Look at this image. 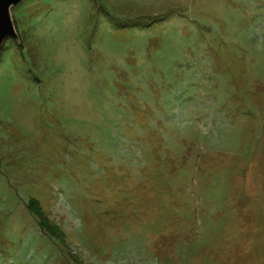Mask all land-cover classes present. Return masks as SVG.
Returning a JSON list of instances; mask_svg holds the SVG:
<instances>
[{"label": "rangeland", "instance_id": "1", "mask_svg": "<svg viewBox=\"0 0 264 264\" xmlns=\"http://www.w3.org/2000/svg\"><path fill=\"white\" fill-rule=\"evenodd\" d=\"M11 14L0 264H264V0Z\"/></svg>", "mask_w": 264, "mask_h": 264}, {"label": "water", "instance_id": "2", "mask_svg": "<svg viewBox=\"0 0 264 264\" xmlns=\"http://www.w3.org/2000/svg\"><path fill=\"white\" fill-rule=\"evenodd\" d=\"M20 0H0V47L6 37L17 39L11 8Z\"/></svg>", "mask_w": 264, "mask_h": 264}, {"label": "trees", "instance_id": "3", "mask_svg": "<svg viewBox=\"0 0 264 264\" xmlns=\"http://www.w3.org/2000/svg\"><path fill=\"white\" fill-rule=\"evenodd\" d=\"M37 204H38L37 202H35V201H34V202L31 201V202L29 203V205H28V208H27V209L29 210V212H30L32 215H34V211H33V209H32L34 205H36V209L38 210L39 214L41 215V213H42L40 207H39V206H38L39 208L37 207ZM39 210H40V211H39ZM34 216H36V215H34ZM36 218H37V216L35 217V219H36ZM41 227L44 229V226L42 225V223H41Z\"/></svg>", "mask_w": 264, "mask_h": 264}]
</instances>
